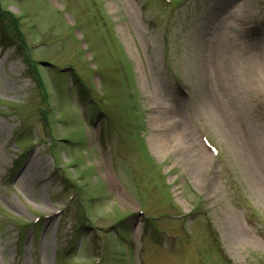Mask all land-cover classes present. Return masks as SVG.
<instances>
[{"label":"rangeland","instance_id":"obj_1","mask_svg":"<svg viewBox=\"0 0 264 264\" xmlns=\"http://www.w3.org/2000/svg\"><path fill=\"white\" fill-rule=\"evenodd\" d=\"M0 7V264H264V0Z\"/></svg>","mask_w":264,"mask_h":264},{"label":"bare ground","instance_id":"obj_2","mask_svg":"<svg viewBox=\"0 0 264 264\" xmlns=\"http://www.w3.org/2000/svg\"><path fill=\"white\" fill-rule=\"evenodd\" d=\"M220 48L222 49L221 46H220ZM220 51L221 50L218 49L217 51L215 50L212 52V57H211L212 62L215 60V58L217 59L221 55ZM227 51H228V49H227ZM206 64H208V63H203V67H204L206 73L208 74L209 70L206 68ZM227 64H229V65H227V67L230 66L231 68H234L235 70H237V72L239 70H241V71H243V73L249 72L250 74H253V75L263 74L262 77H264V53H262V54H257V53L246 54V55H244L243 60H241V61L238 60V58H236L235 56H232V58L230 60L227 59ZM200 67H201V65H200ZM208 97H209V99H208L209 101L207 103V108L209 110H211L212 112H214L215 117H216V115H218L220 117H223L222 118L223 120H224V118L227 119V124H226V122H225V124L224 123H222V124L231 133H234L235 127L232 123H230V120L228 118V116H229L228 110L225 111V109H223L221 107L219 101L214 97V95H212L209 92H208ZM184 137L189 138V143L185 140L188 143V145L183 144L184 145L183 148H186L185 151L187 152V154L190 157L191 156H197L198 155L197 153L191 154V152L188 151V149H187L188 146L189 147H195V143H194V140L192 139V135L189 132L184 131ZM203 148L201 147L200 149L202 150ZM200 149H199V155L201 154ZM203 151H204V149H203Z\"/></svg>","mask_w":264,"mask_h":264},{"label":"trees","instance_id":"obj_3","mask_svg":"<svg viewBox=\"0 0 264 264\" xmlns=\"http://www.w3.org/2000/svg\"><path fill=\"white\" fill-rule=\"evenodd\" d=\"M153 1V0H150ZM156 2H163V0H156ZM166 4V3H165ZM168 4H174L173 1ZM167 5V4H166ZM168 6V5H167ZM18 18L14 12L0 9V32L2 43L11 42L16 44V49L20 51V55L24 58L27 65L31 68H36L37 64L31 58V50L26 45L24 38H22L19 28L17 26Z\"/></svg>","mask_w":264,"mask_h":264}]
</instances>
